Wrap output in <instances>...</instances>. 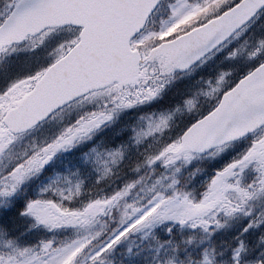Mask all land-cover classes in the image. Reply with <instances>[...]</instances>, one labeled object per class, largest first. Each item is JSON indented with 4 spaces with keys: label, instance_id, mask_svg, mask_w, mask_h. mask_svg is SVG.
<instances>
[{
    "label": "snow or ice",
    "instance_id": "snow-or-ice-1",
    "mask_svg": "<svg viewBox=\"0 0 264 264\" xmlns=\"http://www.w3.org/2000/svg\"><path fill=\"white\" fill-rule=\"evenodd\" d=\"M261 16L264 0H0V264H124L137 238L155 240L157 255L171 247L163 264H217L211 245L180 259L173 230L192 233L185 249L199 247L236 217L248 223L230 264H264V250L245 261L241 239L259 231L264 245L254 204L264 200V34L251 31ZM22 52L37 55L13 59ZM181 81L190 83L180 101L140 115L128 143L86 154L92 188L78 172L56 174L15 206L59 153ZM230 149L189 187L203 172L185 176L193 161ZM16 212L32 221L28 231L52 235L22 243ZM163 226L173 239L161 243Z\"/></svg>",
    "mask_w": 264,
    "mask_h": 264
},
{
    "label": "rangeland",
    "instance_id": "rangeland-1",
    "mask_svg": "<svg viewBox=\"0 0 264 264\" xmlns=\"http://www.w3.org/2000/svg\"><path fill=\"white\" fill-rule=\"evenodd\" d=\"M256 29L260 30L259 35L264 34V22L259 24ZM22 53L25 54L24 52H22ZM19 54H21V53H19ZM35 55H37V54H35ZM179 85H180V83H177L174 86H179ZM180 99H181V96L178 95V97L172 102V104L169 107H172L175 103H178L180 101ZM198 101H200V98H198ZM169 107H167V108H169ZM136 112H138V111H136ZM185 112H187V111L182 108L180 112L176 113L175 118H177L178 116L184 115ZM137 122H138V120L134 121L133 126L136 125ZM99 132H100V130L93 136V138L90 141H86V142L78 145L77 147L73 148L72 150H70L68 152L59 153L54 158V160L48 166H46L47 168H49L50 166H54L53 173L47 177L42 178L44 175V172H43V173H41V175L38 178L34 179L37 181L34 196L36 195V192L38 191L39 187H42L43 184H47L49 182V178H55L56 174H59L60 176H65V175L70 176L71 173L78 172L79 173L78 178L82 179L84 181L85 189L87 190V188L92 187L95 183V180L97 179L98 174L93 170V166L90 163H85V156H86V154L90 153V150L92 147H96L98 145L100 146V148L102 150H105V144H102V145L100 144L103 142V139L99 136L97 137V134ZM37 135H39V133H37ZM118 145H120V144H118ZM81 147L84 148V152L82 150L80 151V149H82ZM75 151L80 152L81 154L78 153L77 156H75V154H73ZM135 152H136V149L134 147H132L131 144H129L128 159H130L134 154L137 155ZM234 154H235L234 150L230 149L227 153H225L220 158H217L214 160L213 159H205L206 160V168H208L209 170H207L205 168H201V169H203V172L201 174L197 175V177L191 183L190 187L191 188L198 187L199 182L203 181L209 174L213 173V171L216 168L220 167L225 161H227ZM196 161L198 162L199 160H196ZM196 161H193L192 164L189 166L193 170H195L197 168V166H196L197 162ZM47 168L45 169V171L47 170ZM185 172H186V170H185ZM185 175L187 176V174H185ZM70 178L73 180L77 179V177H72V176H70ZM255 208H256V211L264 210V207H261L259 205H257ZM31 223H32V221L30 219H28L26 217L24 218L23 225L26 227V229L23 230L22 228H20L21 233H23V235L20 236V238L24 239L22 243L32 244L31 242H39L40 239H42L44 236H46L48 234L43 229H33L31 231H28ZM166 227L167 226H163L162 228H157L155 230L156 238L158 240H160L161 243H163L164 241H167L169 239V236L166 234V231H165ZM241 228L243 229V222L241 220H238V218H237L235 223H234V228L232 229V232L235 233V232L239 231ZM173 231H176V230L174 229ZM32 233H33V238L30 237V235ZM50 234H52V233H50ZM42 235H44V236H42ZM247 236H248V233H245L242 238L245 240H248ZM145 244L147 246H146V248H143L142 246ZM136 245H138V247H135L137 249L136 252H138L139 254H141V253L142 254H145V253L150 254L151 264H163V261L167 258V256L169 254H171V248L166 246V248L160 249V253H159V255H157L156 249H157L158 245L156 244L155 240H153L151 238H149L147 240H143V241H141L137 238L136 239ZM230 257H231V255L227 254L224 258L225 260L222 261V264H227V263L230 264ZM227 261H229V262H227ZM246 261H248V260H246Z\"/></svg>",
    "mask_w": 264,
    "mask_h": 264
},
{
    "label": "trees",
    "instance_id": "trees-1",
    "mask_svg": "<svg viewBox=\"0 0 264 264\" xmlns=\"http://www.w3.org/2000/svg\"><path fill=\"white\" fill-rule=\"evenodd\" d=\"M127 161V160H126ZM133 162V158L130 159L129 162H127V164H131ZM200 165H206L205 163H200ZM127 172V169H124ZM189 172H185V174H188ZM186 176V175H185ZM93 187V186H92ZM90 187V188H92ZM190 187V184H189ZM87 188V189H90ZM191 188V187H190ZM34 194H33V190L28 188L27 191H21L16 199H15V206L19 207L22 209L24 202L29 199V198H34ZM255 207L257 205L264 207V200L262 201H256L254 202ZM264 211V210H261ZM261 211H256L255 208V212L258 215ZM238 218V220H241L243 222V227L246 226V224L248 223V218H244V217H236L232 220H230L228 222V225L218 231L213 237H211L210 241H206L204 244L200 245L199 247H196L195 244L193 246H189L185 249L184 244L182 243V241L186 240L188 238V236L192 235V233L189 230H184L182 232H174V241L173 243L175 245H179L180 247V251L177 253V255L179 256L180 259H185L187 256L195 255V252L201 251L204 247H208L209 245L214 246L216 248V252H217V264H222V261L225 260V256L231 255V249L233 247L236 246L237 241L235 240V238L237 236H240V233L242 231V228L233 233L232 229L234 228V223L236 221V219ZM24 218L19 216V213L16 212L15 213V221L13 224V232L12 235H19V233H21L20 228H22L23 230L26 229V227L23 225ZM33 235V233L31 234ZM52 235V234H51ZM202 235V234H201ZM44 236V235H42ZM243 237V236H242ZM241 237V239H243ZM248 240H245V242L247 243L249 249H250V253L248 256L245 257V261L246 260H254L259 256V253L261 250H264V245H258L259 243V237H260V232L259 231H253L250 230L248 232ZM44 238H46L44 236ZM169 239H173L172 237H169ZM168 239V240H169ZM146 244L143 245V248H146ZM171 248V247H170ZM136 248L134 247V251L136 252ZM219 253H223V255H219ZM151 256L149 254H139L138 256H136L134 259H124V264H126V261H128V264H149L151 262ZM229 262V261H227ZM228 264V263H227Z\"/></svg>",
    "mask_w": 264,
    "mask_h": 264
}]
</instances>
